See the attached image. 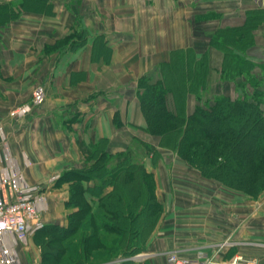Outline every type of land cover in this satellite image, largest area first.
Wrapping results in <instances>:
<instances>
[{
	"label": "crops",
	"instance_id": "crops-1",
	"mask_svg": "<svg viewBox=\"0 0 264 264\" xmlns=\"http://www.w3.org/2000/svg\"><path fill=\"white\" fill-rule=\"evenodd\" d=\"M168 64L185 74L167 94L174 111L251 94L250 79L264 96V0H43L36 9L0 0V169L20 170L44 210L54 193L62 190L63 203L69 196L56 181L90 164L82 146L104 141L108 153L127 152L153 173L162 205L131 260L165 264L175 251L192 263L264 264V192L254 198L201 178L147 130L139 81L163 79ZM43 78L50 97L10 117ZM83 186L99 209L95 182ZM124 251L84 264H120Z\"/></svg>",
	"mask_w": 264,
	"mask_h": 264
},
{
	"label": "trees",
	"instance_id": "trees-1",
	"mask_svg": "<svg viewBox=\"0 0 264 264\" xmlns=\"http://www.w3.org/2000/svg\"><path fill=\"white\" fill-rule=\"evenodd\" d=\"M32 1L22 0V4L27 7ZM42 1L36 0L40 5ZM174 68L175 64L166 65L164 78L155 82L146 77L139 81L138 96L148 132L159 135L161 141L172 142L174 148L208 178L253 194L264 190V96L256 81L249 80L254 87L251 94L244 92L234 99L216 96L213 101L198 104L190 114H185L170 109L167 103V94L173 89L170 72ZM193 87L196 88V83ZM236 131H239L238 136ZM109 156L103 151L97 158L92 157L89 166L62 175V179L67 174L77 178L70 201H78L80 196L85 204L88 203L83 180L92 179L99 188L100 209L91 212L79 208L74 218L70 215L66 227L56 225V238L42 252V261L84 264L91 258L105 256L109 260L116 251L132 253L143 249L162 205L151 185L147 186L142 179L143 175L150 177L142 164L137 165L140 174L132 178L128 174L133 171L122 174L130 168L126 165L109 169L106 164ZM108 185L111 190L102 194V189ZM139 194L146 197L144 202ZM89 227L91 238L85 235ZM73 235L75 238H71ZM62 240L63 246L57 247L55 244Z\"/></svg>",
	"mask_w": 264,
	"mask_h": 264
},
{
	"label": "rangeland",
	"instance_id": "rangeland-1",
	"mask_svg": "<svg viewBox=\"0 0 264 264\" xmlns=\"http://www.w3.org/2000/svg\"><path fill=\"white\" fill-rule=\"evenodd\" d=\"M36 5H37V7H36ZM39 5L40 4H38L36 1H32L31 5L30 6L28 5L29 7H26V8L36 9V8H38ZM170 75H171L170 76L171 77V82H170L171 84L170 85L173 86V88L177 91V87H176L177 83H176L175 77L177 76L179 78L178 80L180 81V77L181 78L184 77L185 74L182 71L180 72V69L176 66V71H171ZM39 87H43V94L41 95L42 96L41 98L36 99L35 96H34V92ZM50 90H51V84L49 83V81L46 80V78H43V79L39 80L35 84V86L33 87L31 95H30V98L28 99V101L15 106L9 112V116L13 117L12 116V111L14 109H17L18 107L22 106L23 108H26V107L33 108L34 106L42 104L47 98L50 97ZM238 132L239 131L235 132L236 136L239 135ZM150 134L158 136L160 138V136L157 135V134H153V133H150ZM166 143H168V142L165 141V140L161 141V138H160V146L164 147V148H167L169 150H172L174 155L179 157L182 161H184L188 165L189 171L190 170H195V171H197V174L201 178H203V179H212V180L217 181L216 179L208 178L207 176L203 175L202 171L199 168H197L196 166L192 165L189 162V160L186 159V157L181 155L178 152V150L176 148H174V145L171 144L172 142H169L168 144H166ZM82 151L85 154L86 162L88 161V162H90V164L92 162V157L97 158L101 154V152H103V151L107 152V150L105 149V142L104 141H102V142H100V143H98L97 145H94V146H82ZM108 154H110V153H108ZM129 158H130V155L127 152H119V153H117L115 155L110 154V156L106 160V164L109 167V169L114 168L117 165L118 166L126 165V166L130 167L126 172H122V174H126L127 175L129 173V171H133L132 173L128 174V175H130L133 178V175H135V174L139 175L140 174L141 169H139V167L137 165L142 164V163H140V161H136V160L134 161L132 159H130V162H128ZM89 165H85V166L81 167L80 169H82V168H84L86 166H89ZM1 170L7 171V170H10V168H6L5 167V168H2ZM145 172L147 174L149 173L150 177L146 174L147 176L143 175L142 179H143V181L145 182V184L147 186L151 185L153 193H154V195H155V197L157 199V196H156V186H157V184H156V181H155V177H154L153 173L148 172L146 169H145ZM119 177H121V176H119ZM76 181H77V178H75L74 175L67 174L65 176V178H63V179H62V176H61L56 181V183H58V182H66V186H67L68 191H69V196H68L67 200H65L64 203L62 202V190H60L61 194L54 193L52 195V196H54V197H52L54 199V201H52V202L50 201V203H52L53 205H51L50 207L44 208V210H42L38 206L39 210H40L39 211L38 220L31 227V229H30V231H29V233L27 235V238L23 242H20L19 244H16V246H15L17 251H18V253H19L21 264H56V262L54 260H52V259H48V260L42 261V252L46 250V248H47L46 246L48 244H50L51 242L53 243L54 240H52V239L56 238V235H57V228H55L56 225H61L59 223L64 217H70V215H72V217L74 218V215H76L75 212H78L77 209H79V208H83V209L87 208L91 212L99 211L100 208L96 209V210H93V208L89 204H85L82 201L80 196L77 198L78 201H76V200L75 201L74 200L70 201L71 195L74 194V192H73L74 189H73L72 185L77 183ZM218 182H220V181H218ZM58 188L61 189L62 185L60 184V186ZM232 188H235V187H232ZM235 189H238V188H235ZM34 192H36L35 189H34ZM263 192H264V190H261L260 192L254 193V194L253 193H249V192H247V193L255 198V197L259 196ZM36 193H38V192H36ZM38 194H40V193H38ZM139 197L142 198L143 202L146 199V197H144L143 194L142 195L139 194ZM41 202H44V200L42 199L40 201V203ZM83 215H84V213H83ZM63 244H64V240L58 242L55 245L57 247H62ZM131 256L132 255H128L127 253L126 254L124 253L121 256L120 264H144L143 260H141V259L140 260L139 259L138 260H131L130 259Z\"/></svg>",
	"mask_w": 264,
	"mask_h": 264
},
{
	"label": "built area",
	"instance_id": "built-area-1",
	"mask_svg": "<svg viewBox=\"0 0 264 264\" xmlns=\"http://www.w3.org/2000/svg\"><path fill=\"white\" fill-rule=\"evenodd\" d=\"M43 87L34 92L41 98ZM31 107H18L12 111L14 119H21L30 112ZM1 128V127H0ZM42 195L27 185L22 173L16 168L0 169V264H21L16 244L23 242L39 216V203ZM165 264H213L210 260L192 263L171 251Z\"/></svg>",
	"mask_w": 264,
	"mask_h": 264
}]
</instances>
